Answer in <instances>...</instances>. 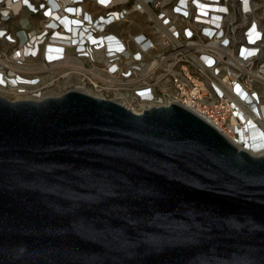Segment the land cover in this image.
<instances>
[{"label": "water", "instance_id": "1", "mask_svg": "<svg viewBox=\"0 0 264 264\" xmlns=\"http://www.w3.org/2000/svg\"><path fill=\"white\" fill-rule=\"evenodd\" d=\"M0 264H264V154L175 103L0 96Z\"/></svg>", "mask_w": 264, "mask_h": 264}, {"label": "built area", "instance_id": "2", "mask_svg": "<svg viewBox=\"0 0 264 264\" xmlns=\"http://www.w3.org/2000/svg\"><path fill=\"white\" fill-rule=\"evenodd\" d=\"M243 2L0 0V41L7 43L0 54L25 52L36 60L44 53L53 63L62 59L64 46H72L71 57L83 59L85 70L102 71L83 76L77 85L82 92L132 113L140 103H151L149 108L178 104L248 152V144L264 141V0H248V10ZM24 9L28 28L15 23ZM66 16L72 30L62 24ZM47 18L44 28L38 25ZM33 32L37 35L31 38ZM46 40L60 47H44ZM47 53L59 57L47 58ZM0 68L1 85L11 86L14 78L39 83ZM47 90L75 89H59L53 81L31 95L39 98Z\"/></svg>", "mask_w": 264, "mask_h": 264}, {"label": "bare ground", "instance_id": "3", "mask_svg": "<svg viewBox=\"0 0 264 264\" xmlns=\"http://www.w3.org/2000/svg\"><path fill=\"white\" fill-rule=\"evenodd\" d=\"M244 10H248L250 7H248V0H244ZM70 17V18H69ZM17 24L19 26L21 23H26L27 26H22L23 28L31 27L30 20L28 16L27 10H23V12L18 15L17 17ZM49 18L45 19L44 22H39L38 25L42 26L44 28L45 24ZM81 20V18H79ZM71 16H66V18L63 19L62 24L64 25V28L66 30H72L73 25L71 24ZM44 31H46L44 29ZM73 32V31H72ZM71 33V32H70ZM69 33V34H70ZM32 35L36 36L35 32H33L30 37L32 38ZM14 38V37H12ZM17 41V40H16ZM20 41H22V37H20ZM53 43H49L47 40L44 43L45 46H58L55 41H52ZM4 43V44H2ZM18 43V42H17ZM6 45L5 41H0V46ZM24 51H27L28 46H23ZM74 49L72 46H64V54L62 59L57 60L53 63H47L46 60L43 58L45 55H41L42 57L36 60L26 58L25 52L22 54L16 55V57L13 56V53L8 54L5 56L4 52L0 54V67H3L5 69L11 70L15 73H21L22 75H25L29 78H36L38 79V84L32 83L30 81H23L20 78H14L11 82V86L7 85H1L0 84V96L6 98L9 95H13L15 100H40L45 97L50 96H60L62 91L59 90V92H55L53 90H47L46 92H43L41 96L38 98L34 97V92H38L46 88L50 83L54 81L56 83L57 88L64 89L66 87H71L75 90H81V88L77 87V85L80 83V80L84 77H91L93 73L100 74V70H95V68H91L90 70H85L83 67V59L78 57H71V51ZM99 51L94 50L92 53L93 56H98ZM47 58L51 57H59L58 54H46ZM92 56V57H93ZM21 57H24L23 62H20ZM94 58V57H93ZM2 73L0 68V74ZM56 79H62L61 82H55ZM18 80V81H17ZM153 106L151 103H140L139 104V110H133L136 114H141L144 109H147L149 107ZM259 137H262V135H259ZM248 152L252 155H263L264 154V141L256 142L252 145L248 144Z\"/></svg>", "mask_w": 264, "mask_h": 264}, {"label": "rangeland", "instance_id": "4", "mask_svg": "<svg viewBox=\"0 0 264 264\" xmlns=\"http://www.w3.org/2000/svg\"><path fill=\"white\" fill-rule=\"evenodd\" d=\"M20 25H22V26H24V27L27 26L26 23H24V24L21 23ZM3 98H4V97H3ZM5 99H8V100H10V101L15 100V98H14L13 95H9V96H7Z\"/></svg>", "mask_w": 264, "mask_h": 264}]
</instances>
